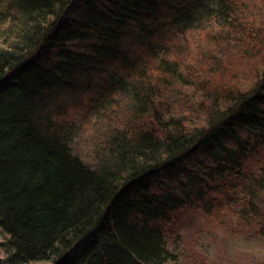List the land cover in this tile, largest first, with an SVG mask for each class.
Here are the masks:
<instances>
[{
	"label": "trees",
	"instance_id": "1",
	"mask_svg": "<svg viewBox=\"0 0 264 264\" xmlns=\"http://www.w3.org/2000/svg\"><path fill=\"white\" fill-rule=\"evenodd\" d=\"M187 212L264 247V0H0V264H201Z\"/></svg>",
	"mask_w": 264,
	"mask_h": 264
},
{
	"label": "rangeland",
	"instance_id": "2",
	"mask_svg": "<svg viewBox=\"0 0 264 264\" xmlns=\"http://www.w3.org/2000/svg\"><path fill=\"white\" fill-rule=\"evenodd\" d=\"M214 16H204L199 25L206 28L205 30L217 27L219 18L217 15ZM203 31L204 29H198L187 36V43L192 49L201 44L203 34L205 35ZM182 222L184 224L182 233L185 235L187 233L195 235L192 230L193 227L203 230L197 233V236L200 237L198 248L200 250L198 252L201 258H204L203 261H208L207 264H264V247L238 239L236 236L220 229L219 231L216 226L209 228L206 219H201L199 215L193 212H187L183 216ZM2 241L3 238L0 236V242ZM194 261L192 260L189 264H195ZM203 261H200L201 264L204 263Z\"/></svg>",
	"mask_w": 264,
	"mask_h": 264
}]
</instances>
